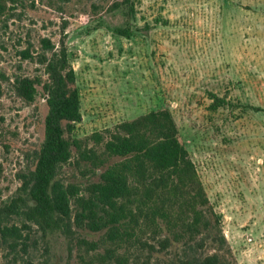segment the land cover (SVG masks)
<instances>
[{
	"label": "rangeland",
	"instance_id": "1",
	"mask_svg": "<svg viewBox=\"0 0 264 264\" xmlns=\"http://www.w3.org/2000/svg\"><path fill=\"white\" fill-rule=\"evenodd\" d=\"M115 1L21 0L0 15V227L18 233L0 235V264H83L69 238L45 233L18 203L48 109L40 97L21 100L15 82L44 74L41 40L59 43L65 22L81 97L73 136L107 138L122 122L169 109L220 217L229 258L264 264V0H137L130 17L112 9ZM26 50L31 59H23ZM211 94L227 104L212 110ZM76 159L74 152L58 179L84 193L98 177ZM14 205L15 213L6 211Z\"/></svg>",
	"mask_w": 264,
	"mask_h": 264
},
{
	"label": "trees",
	"instance_id": "2",
	"mask_svg": "<svg viewBox=\"0 0 264 264\" xmlns=\"http://www.w3.org/2000/svg\"><path fill=\"white\" fill-rule=\"evenodd\" d=\"M136 1L116 0L112 9L130 17ZM20 3L0 0V15ZM66 28L65 22L59 43L41 40L37 62L44 74L15 82L21 100L31 104L40 97L48 109L44 142L22 186L26 198L18 201L28 208L30 221L45 233L69 238L82 252L83 264H131L144 256L146 264L152 259L156 264H234L220 217L169 109L122 122L106 132L107 138L102 133L84 140L73 136L82 120L81 97ZM118 34L130 37L128 29ZM21 55L32 58L29 50ZM211 99L214 111L227 104L214 94ZM74 152L76 165L98 177L84 193L58 179ZM13 234L18 233L0 227L3 237Z\"/></svg>",
	"mask_w": 264,
	"mask_h": 264
}]
</instances>
